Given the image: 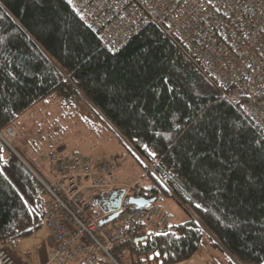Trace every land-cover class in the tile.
I'll return each mask as SVG.
<instances>
[{
	"label": "trees",
	"instance_id": "trees-1",
	"mask_svg": "<svg viewBox=\"0 0 264 264\" xmlns=\"http://www.w3.org/2000/svg\"><path fill=\"white\" fill-rule=\"evenodd\" d=\"M202 70L155 25L113 52L65 0H0V135L54 95L83 96L189 216L124 248L183 264L207 239L234 264H264V136ZM32 171L0 139V251L44 228Z\"/></svg>",
	"mask_w": 264,
	"mask_h": 264
},
{
	"label": "built area",
	"instance_id": "built-area-1",
	"mask_svg": "<svg viewBox=\"0 0 264 264\" xmlns=\"http://www.w3.org/2000/svg\"><path fill=\"white\" fill-rule=\"evenodd\" d=\"M65 1L113 52L146 26L159 27L203 69L222 102L239 108L264 136V0ZM46 161L51 180L44 184L49 195L44 229L54 240L48 264H118L117 251L155 234L156 219L167 227L169 216L160 207H124L146 191L139 188L129 197V191L117 190L115 160L94 164L72 153L50 154ZM157 166H146L147 175H155ZM116 191L126 192L119 216L102 225L109 216L99 206L114 202ZM0 264L17 263L0 251Z\"/></svg>",
	"mask_w": 264,
	"mask_h": 264
},
{
	"label": "rangeland",
	"instance_id": "rangeland-1",
	"mask_svg": "<svg viewBox=\"0 0 264 264\" xmlns=\"http://www.w3.org/2000/svg\"><path fill=\"white\" fill-rule=\"evenodd\" d=\"M0 137L12 150L8 146L7 148L14 151L29 170H36L46 181L43 182L38 174H35L43 186L48 185L51 180L50 165L46 161L48 155L78 153L97 161L94 164L108 159L120 163L121 168L116 172L117 190L129 191V197L134 196L139 188L142 190L159 188L154 179L147 175L149 166L144 168L140 164L137 156L121 142L105 119L83 96L70 104H65L58 95H54L35 105L19 118L13 129L7 130ZM117 167L119 168V165ZM32 173L34 174V171ZM159 191V201L155 207L160 206L161 213L169 216L166 228L173 230L187 223L189 216L184 210L160 188ZM151 192L141 191L140 194L146 199H152ZM162 226L161 219H156L153 229L157 231L153 232L156 234L159 230L166 229ZM47 236L49 234L42 228L19 243L8 246L5 251L17 264H31L28 260L33 259L42 249ZM208 244L205 239L199 255L205 252ZM122 253V257L117 258L118 264L156 263L152 262L153 256L139 255L131 248H123ZM48 263L49 259L46 264Z\"/></svg>",
	"mask_w": 264,
	"mask_h": 264
},
{
	"label": "crops",
	"instance_id": "crops-1",
	"mask_svg": "<svg viewBox=\"0 0 264 264\" xmlns=\"http://www.w3.org/2000/svg\"><path fill=\"white\" fill-rule=\"evenodd\" d=\"M94 163L97 161L92 160ZM119 168H121L120 163L118 164ZM144 191H149L152 189H143ZM48 233V232H47ZM208 248L205 249V252L199 255V252L196 256L191 259L190 261L183 263V264H234V261L230 256H228L225 252L217 247H214L213 244L207 240ZM42 249L35 254L33 259L28 260L31 264H46L49 259V255L51 250L54 247V240L49 236H47L46 240L42 244ZM20 261V260H18Z\"/></svg>",
	"mask_w": 264,
	"mask_h": 264
},
{
	"label": "water",
	"instance_id": "water-1",
	"mask_svg": "<svg viewBox=\"0 0 264 264\" xmlns=\"http://www.w3.org/2000/svg\"><path fill=\"white\" fill-rule=\"evenodd\" d=\"M1 138V137H0ZM8 146V145H7ZM9 149L12 150L10 146H8ZM14 154L15 152L12 151ZM126 192L125 191H116L113 192L111 195L114 199V202L111 204H104L101 207L102 211L105 215H108L109 218L106 219L104 222H102V225H106L118 218L117 212L120 210L122 206V199L124 198ZM157 199H146V198H129L127 201L124 202V207H136L141 210H149L154 204H156ZM149 239L147 237L136 240V244L147 242Z\"/></svg>",
	"mask_w": 264,
	"mask_h": 264
},
{
	"label": "snow or ice",
	"instance_id": "snow-or-ice-1",
	"mask_svg": "<svg viewBox=\"0 0 264 264\" xmlns=\"http://www.w3.org/2000/svg\"><path fill=\"white\" fill-rule=\"evenodd\" d=\"M209 2H211V0H209ZM153 155H155V154L153 153ZM197 207L199 208V207H200V205H197ZM165 235H167V233H165ZM155 255H156V256H159V255H160V253H158V252H157Z\"/></svg>",
	"mask_w": 264,
	"mask_h": 264
},
{
	"label": "bare ground",
	"instance_id": "bare-ground-1",
	"mask_svg": "<svg viewBox=\"0 0 264 264\" xmlns=\"http://www.w3.org/2000/svg\"><path fill=\"white\" fill-rule=\"evenodd\" d=\"M46 165V164H45ZM48 167V166H47Z\"/></svg>",
	"mask_w": 264,
	"mask_h": 264
}]
</instances>
